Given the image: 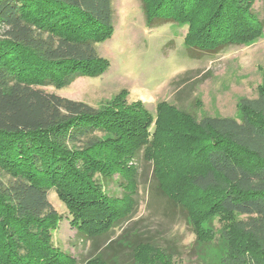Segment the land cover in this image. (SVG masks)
Wrapping results in <instances>:
<instances>
[{
  "label": "trees",
  "instance_id": "16d2710c",
  "mask_svg": "<svg viewBox=\"0 0 264 264\" xmlns=\"http://www.w3.org/2000/svg\"><path fill=\"white\" fill-rule=\"evenodd\" d=\"M255 1L243 11L231 0H156L154 7L143 4V11L148 22L185 25V45L192 53L215 54L259 38L262 28L257 33L249 23L254 17L264 26L255 16ZM200 2L207 3L203 15ZM112 20V0H0V264H76L75 257L55 252L51 244L58 220L51 192L66 208L79 240L119 232L116 239L97 243L106 244L96 258L100 264H114L115 255L107 253H117L118 241L127 244L133 235L126 247L130 264L143 248L172 257L135 233L137 221L129 225L137 205V169L132 167L130 179L125 173L127 160L134 162L139 154L153 168L148 210L166 219V230L187 227L194 218L191 204L165 190L168 172L201 195L195 211L264 217L263 137L247 115L206 119L199 124L205 131L191 135L178 126L188 119L198 124L176 105L167 109L179 121H170L164 131L160 115L140 106L97 110L44 90L105 72L95 46L111 38ZM217 178L227 190L207 197ZM100 182L112 195L98 187ZM116 184L124 192L120 197L113 195ZM128 186L133 191L125 192ZM121 200L127 203L119 205ZM180 249L186 251L184 245ZM175 255L183 259L184 252Z\"/></svg>",
  "mask_w": 264,
  "mask_h": 264
},
{
  "label": "rangeland",
  "instance_id": "374dc122",
  "mask_svg": "<svg viewBox=\"0 0 264 264\" xmlns=\"http://www.w3.org/2000/svg\"><path fill=\"white\" fill-rule=\"evenodd\" d=\"M231 1L234 8L241 7L243 11L252 7V0ZM147 2L154 7L156 0H112L113 33L109 40L95 46L98 57L107 65L102 75L81 77L61 89L44 90L97 110L115 109V105L140 106L153 117L160 115L158 124L164 131L168 130L170 121H179L180 116H171L172 112L167 109L169 105H176L191 113L193 122L198 124L194 126L188 119L178 126L191 135L205 131L199 124L206 119L242 120L247 115L259 127L264 144V26L252 16L249 23L257 33L262 28L257 40L244 46H230L215 54L192 53L185 45L187 27L170 21L148 22L143 11V4ZM201 3H198L199 15L206 11L202 7L207 3ZM254 8L257 19L264 21V0H256ZM127 162L125 175L136 167L138 181L137 205L129 225L137 221L135 233L140 232L142 237L152 240L154 247L173 254L168 257L160 250L143 248L137 256L138 264H264V217L244 219L211 208L195 211L194 205L201 202L196 199L201 195L188 182L181 181L182 176L168 172L164 178L165 190L191 204L194 218L187 227L177 225L166 230L163 226L166 219L152 214L147 206L151 164L144 162L142 154L134 162L131 159ZM130 178L129 174L126 179ZM100 183L98 187L112 195L110 186ZM227 187L223 179L217 178L207 197H218ZM131 191V186L125 188V192ZM113 193L119 197L124 194L118 184ZM49 199L58 216L50 237L54 251L75 257L76 264H100L96 258L106 244L101 247L103 244L97 243H108L119 232L109 234L110 240L106 239L108 236L97 241L79 240L82 237L71 223L66 208L53 192ZM126 203L121 200L119 205ZM133 236L127 237V244L118 241L117 253H107L115 255L114 264H130L126 247ZM181 245L186 251L180 249ZM178 251L184 252L183 259L175 255Z\"/></svg>",
  "mask_w": 264,
  "mask_h": 264
}]
</instances>
